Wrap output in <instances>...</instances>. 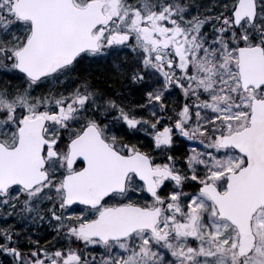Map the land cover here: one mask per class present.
I'll return each instance as SVG.
<instances>
[{"label":"snow or ice","instance_id":"6c2138e0","mask_svg":"<svg viewBox=\"0 0 264 264\" xmlns=\"http://www.w3.org/2000/svg\"><path fill=\"white\" fill-rule=\"evenodd\" d=\"M0 210V264H264V0H0Z\"/></svg>","mask_w":264,"mask_h":264},{"label":"trees","instance_id":"16d2710c","mask_svg":"<svg viewBox=\"0 0 264 264\" xmlns=\"http://www.w3.org/2000/svg\"><path fill=\"white\" fill-rule=\"evenodd\" d=\"M109 65L97 63L93 66V75L101 77L100 83H105V78L110 77L111 79L107 80L115 90L122 93V99L129 103H139L140 90L138 87L129 85L126 78H123L118 72L117 76L108 70ZM143 138L142 136L140 137ZM184 150L182 148H176V154L179 155Z\"/></svg>","mask_w":264,"mask_h":264},{"label":"rangeland","instance_id":"374dc122","mask_svg":"<svg viewBox=\"0 0 264 264\" xmlns=\"http://www.w3.org/2000/svg\"><path fill=\"white\" fill-rule=\"evenodd\" d=\"M213 2H214V0H193V3L200 4L202 8L205 7V6H210ZM9 79H11V77H9ZM171 95L174 98H178L179 99L178 93L173 92ZM178 147L179 148H182L184 150V148L186 147V145H184L182 142H180V143H178L177 148ZM4 223L14 224L15 226L16 225H20L22 227H26L27 225H30L29 222L26 221V220H18L15 217H5L2 214V210H0V224H4ZM47 226H48V231L51 234L53 233V235H54L55 233L53 232L52 228L48 224H47ZM73 246H75V245H73ZM89 251H95L97 253V256H99V249L98 248H92V249H89ZM0 258H2V257H0Z\"/></svg>","mask_w":264,"mask_h":264},{"label":"flooded vegetation","instance_id":"af4514ba","mask_svg":"<svg viewBox=\"0 0 264 264\" xmlns=\"http://www.w3.org/2000/svg\"><path fill=\"white\" fill-rule=\"evenodd\" d=\"M97 63L109 65V64H111V58H109L108 61H104V62L100 61ZM15 227L17 229H20V230H24L25 228H28L30 231L32 225H27L26 227L16 225ZM50 236H51V233L48 231V226H47V223L45 222L44 224H41V225H39V227L36 228V233L34 234V239H39L41 244H43L45 240H48L50 238Z\"/></svg>","mask_w":264,"mask_h":264},{"label":"bare ground","instance_id":"6f19581e","mask_svg":"<svg viewBox=\"0 0 264 264\" xmlns=\"http://www.w3.org/2000/svg\"><path fill=\"white\" fill-rule=\"evenodd\" d=\"M108 68V70H110L113 74H117V70H115L114 68H113V66H112V64H109V66L107 67ZM117 76V75H116Z\"/></svg>","mask_w":264,"mask_h":264}]
</instances>
